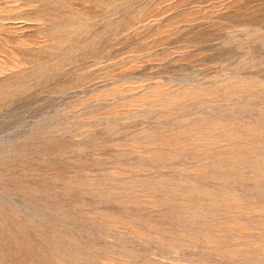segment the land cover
I'll return each mask as SVG.
<instances>
[{"label": "rangeland", "instance_id": "374dc122", "mask_svg": "<svg viewBox=\"0 0 264 264\" xmlns=\"http://www.w3.org/2000/svg\"><path fill=\"white\" fill-rule=\"evenodd\" d=\"M0 264H264V0H0Z\"/></svg>", "mask_w": 264, "mask_h": 264}]
</instances>
